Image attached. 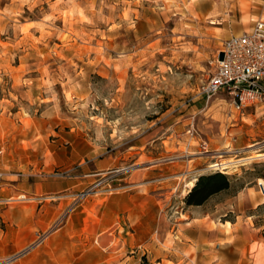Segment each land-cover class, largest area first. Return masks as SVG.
<instances>
[{
	"label": "rangeland",
	"instance_id": "obj_1",
	"mask_svg": "<svg viewBox=\"0 0 264 264\" xmlns=\"http://www.w3.org/2000/svg\"><path fill=\"white\" fill-rule=\"evenodd\" d=\"M255 10L264 0H0V160L13 158L26 189L13 198L27 196L0 210L47 205L38 264H61V236L63 264H236L264 241V158L246 148L264 153L262 109L241 114L198 92L221 41ZM216 172L229 187L187 205L189 183ZM133 191L147 232L131 235L122 214L99 228L112 194ZM193 218L239 223L228 239L198 238Z\"/></svg>",
	"mask_w": 264,
	"mask_h": 264
},
{
	"label": "crops",
	"instance_id": "obj_2",
	"mask_svg": "<svg viewBox=\"0 0 264 264\" xmlns=\"http://www.w3.org/2000/svg\"><path fill=\"white\" fill-rule=\"evenodd\" d=\"M251 14L252 20L260 17L264 18V11L255 10ZM239 32L241 31L239 30ZM239 32H234L233 30L232 34ZM257 109L260 108L257 107L255 111H257ZM11 161L12 162L9 163V160H7V162H3L2 160H0V172L2 173V180L0 181V205L2 203H6L5 201L13 197L15 193L26 191L21 182H17V179H11V176H16V178L17 176H19L17 172L14 173L15 165L13 163V158L11 159ZM32 189L34 192L38 190L36 185H34ZM138 192L140 193L145 191L141 189ZM138 192L133 191L131 193L126 192L112 194V221L108 218L102 220L99 224V228H108L111 222L112 225H119L118 218L120 217L119 215L122 214V219L125 221V223L129 224V226H132V231L130 232L131 235L134 236L137 234L138 237H140V235L142 237L147 228L140 225H143V223L148 224V221L144 220L145 216H143L142 214H138L140 212H143V205L140 204L141 198H138L137 196ZM50 213L51 212L47 210L46 204H41L40 206H38L37 204L35 206L32 204H17L13 207L4 206L0 210V263L9 259V261H7L5 264H38L36 259V256H38L37 250L45 240L41 241L37 245L35 244L37 230L38 227H46L52 223V219H49ZM158 220L159 219H157L156 224L159 223ZM237 223L239 222L224 220L223 222L219 223L221 227L213 228L210 227L208 221L202 222L201 219L193 218L190 221L188 220L186 222V225H188L191 229L195 228L198 231V238H203L215 232L214 235H220L222 238L225 237V239H228L230 233H227V226L229 230H232L233 228H235V225ZM197 224L199 226H196ZM133 225H136V227H134ZM154 229L156 230V228ZM116 230L117 228L114 230L115 233H117ZM247 234L251 238H253L254 236L250 232H247ZM53 235L54 233L49 234L47 236V239L51 238ZM60 238L61 246L57 250L59 252V262L63 264V262L65 263L68 260V240L67 238L63 239V236H61ZM252 240H256V245L258 246L256 248H250V244L248 243L247 248L245 245L246 253H244V249H242V251L240 250L241 254L237 259L236 264H264V241L260 240V238L257 236ZM257 241H260V243H257ZM63 244H65L66 246L64 247ZM245 254L248 261L243 259V257H245ZM220 255H224L223 249H221ZM253 256L257 257V259H252L251 257ZM258 256L262 257L259 259ZM11 257L14 258L10 259ZM216 264L230 263L220 262Z\"/></svg>",
	"mask_w": 264,
	"mask_h": 264
},
{
	"label": "built area",
	"instance_id": "obj_3",
	"mask_svg": "<svg viewBox=\"0 0 264 264\" xmlns=\"http://www.w3.org/2000/svg\"><path fill=\"white\" fill-rule=\"evenodd\" d=\"M211 64V74L199 85L200 96L208 101L217 94L226 95L235 111L243 114L249 108L259 107L264 114V18L252 20L248 30L223 39ZM188 133L193 137L194 130ZM261 143L264 147V140ZM199 147L202 152H209L207 141H202ZM258 183L264 196V182ZM12 200L13 197L6 201Z\"/></svg>",
	"mask_w": 264,
	"mask_h": 264
},
{
	"label": "trees",
	"instance_id": "obj_4",
	"mask_svg": "<svg viewBox=\"0 0 264 264\" xmlns=\"http://www.w3.org/2000/svg\"><path fill=\"white\" fill-rule=\"evenodd\" d=\"M230 184V179L227 175L216 172L208 175H201L192 186L191 190L185 197L187 205H200L210 195L227 189Z\"/></svg>",
	"mask_w": 264,
	"mask_h": 264
},
{
	"label": "bare ground",
	"instance_id": "obj_5",
	"mask_svg": "<svg viewBox=\"0 0 264 264\" xmlns=\"http://www.w3.org/2000/svg\"><path fill=\"white\" fill-rule=\"evenodd\" d=\"M257 145V143L256 144H250V145H248V146H246V148H249V149H251V151H252V153H254L253 155H251V156H249V157H247V158H261V157H263L264 158V153L263 152H258V150H254V147ZM242 159H245V158H241V159H238V160H236V161H234V162H237V161H239V160H242ZM229 162H233V160H230V161H226V162H221V163H215V164H212V166H215V165H226V164H228ZM263 180L262 179H260V182H262ZM189 185H190V187H192L193 185H194V183H193V181H191L190 183H189ZM15 199H21V198H27V196H24V194H20L19 195V197H14Z\"/></svg>",
	"mask_w": 264,
	"mask_h": 264
}]
</instances>
